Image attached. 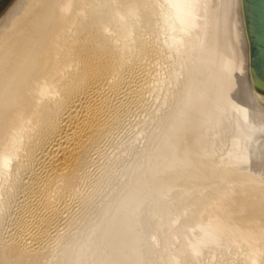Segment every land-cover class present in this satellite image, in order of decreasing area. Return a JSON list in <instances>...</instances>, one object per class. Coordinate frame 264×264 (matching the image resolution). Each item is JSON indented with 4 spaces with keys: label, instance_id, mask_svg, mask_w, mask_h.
Returning a JSON list of instances; mask_svg holds the SVG:
<instances>
[{
    "label": "bare ground",
    "instance_id": "6f19581e",
    "mask_svg": "<svg viewBox=\"0 0 264 264\" xmlns=\"http://www.w3.org/2000/svg\"><path fill=\"white\" fill-rule=\"evenodd\" d=\"M45 2L0 86V264H51V259L58 252L62 254V257H59L66 260L67 264H149L143 255L144 245L137 244L141 237L146 236V234L143 236L144 233L141 234L140 229L148 228L149 223L146 218L149 217L146 215L140 217L141 213L137 218L134 208L133 218H130L131 221L127 219L130 221L128 224L119 220V209L121 205L124 206L120 204L119 199V191L122 188L115 193L116 198L108 201L109 203L102 207L97 216L93 217L94 219L91 217L93 221L89 220L88 224L86 222L85 226L81 225L84 227L79 225V228L75 224L79 230L71 236H67V233H72L71 230L66 232L65 240L62 246L59 245V249L57 246V249H51L48 247V242L49 240L51 242L54 235H59L61 228L59 229L58 226L68 216V211L74 206L75 201L78 198L86 199L83 183L89 174L87 169L92 155L100 151L105 140L107 141L121 121V117L128 112L129 105L137 97L146 94L143 92L149 78L145 79L142 73L144 70H151L155 62L166 54L163 50L164 46L162 48L159 43L155 45L153 41L145 40L146 36L142 41H137L138 39L135 41L136 37L146 33L143 32L145 28L141 29L144 24L140 22V26L135 18L138 10L146 6L150 7L147 10H151V13L155 12L161 17L162 22H165L167 33L164 37L167 43L175 40L177 53L191 55L192 64L185 75L182 87L175 95L171 112L154 135L152 148L147 152L144 151L142 162L140 160L131 167L127 179L124 180L127 181V185H124L125 189L121 195L133 197L138 189H146L145 176L149 174L154 176L153 173L148 172L151 168L148 163L152 166L155 163L156 166L160 163L164 165L169 158L167 154L153 152L191 91L201 55L203 0H127L123 8H119L123 3L119 4V0H46ZM161 5L163 8L157 12L156 9ZM146 15L141 16L145 19ZM151 16L153 20L155 15ZM171 53L175 55L174 52ZM178 75L177 70L174 77ZM162 79L164 75L161 76ZM162 81L158 82L159 86ZM168 167L163 168L168 169ZM162 174L165 175L164 172ZM176 176V171L172 170L167 176L168 181H176L175 179H178ZM154 188L158 189V187ZM257 192L260 190L258 189ZM165 193L162 192V195ZM240 193L242 195V192ZM261 193L263 194L264 191ZM236 197L239 196L236 194ZM261 198L264 199L263 196ZM142 199L144 200L143 197ZM155 199L157 198L151 200L155 202ZM132 203L134 204L133 201ZM256 204L258 206V203ZM259 204L261 207L264 206L262 203ZM216 209L218 210V206ZM214 212L217 215V211L213 210L212 213ZM246 215L237 217L236 222H240V218L247 219L245 222L251 220V224L249 223L251 229L242 237L237 236L236 239H232L230 236L233 244L231 246L240 243L255 244L253 250L256 254L262 247L259 242L261 237H264V224L256 223L253 219L255 216L251 213ZM72 216L70 217L69 214L70 218ZM77 218L75 216V219ZM67 220L72 219L67 218ZM122 221L126 220L122 217ZM226 223L223 221L222 225L226 226ZM6 225L10 229L6 228L5 231L3 229ZM70 225L74 228L72 222ZM79 231L82 232L81 235L75 236ZM138 232L142 236L138 235ZM212 232L205 233L204 237L210 239L215 237L216 234ZM54 238L56 241L57 237ZM219 239L217 236L216 240ZM141 241L144 244L145 241ZM146 246L148 247L147 244ZM51 247L53 248V245ZM60 253L58 255H61Z\"/></svg>",
    "mask_w": 264,
    "mask_h": 264
},
{
    "label": "rangeland",
    "instance_id": "374dc122",
    "mask_svg": "<svg viewBox=\"0 0 264 264\" xmlns=\"http://www.w3.org/2000/svg\"><path fill=\"white\" fill-rule=\"evenodd\" d=\"M123 1L124 0H119V4H121L120 2H123ZM126 1H124L122 3V6H119V8L120 7L123 8L124 3H126ZM146 1H148V0H146ZM145 8H143V9H144V11L146 10L145 11L146 13L144 11H142L143 10L142 8H140V10H138L139 12L135 15L137 17H135V18L137 19L136 23L140 24V22H141L142 24H144V25H142L143 27L141 29L145 28V29H143V32L145 33V31H146V33L143 36H140L138 38L136 37L135 41L137 39H138L137 41H139V40L142 41V39L143 40L145 39L144 36H146L147 39H145V40H147V41L150 40V42L153 41L152 43L155 45L159 43L162 48H163V46L165 47V48H163V50H165V52H166V54L163 53V55L165 54L164 55L165 57L163 56L162 58L159 59V60H161V62L159 60H157L154 64V66L153 67L151 66L152 67L151 70L150 69L147 70L148 72L146 70H144V72L142 73L143 76L145 75V79L149 78L147 80L149 82H147V85L145 86L144 92H143L146 94H142V96L137 97L136 100L133 101L129 105V108L127 110L128 112L125 113L121 117V121L116 126L114 131H112V133L110 134L109 137H111V138L108 137L109 139L107 138V141L105 140L100 151L96 152L98 154L94 153L92 155V158L89 162V167L87 169V173L89 171V174H87L88 176L86 175L87 176L85 179L86 181L83 183L84 184L83 190H84V193L86 195L85 196L86 199L83 200V198H78V200L75 201L76 203L73 206L74 209H72L73 207H71L70 210L68 211L70 214V217L72 215L74 217L72 216V218H70L69 214H68V216L65 217L66 219L64 218L63 223L61 224L62 226L61 225L58 226V228L59 229L61 228V230L59 232H58L59 229L56 230L59 235L54 231V233H56L58 235V236L54 235V237H57L56 241H55V238L53 237L54 241H52L53 240L52 239L51 240L52 244H51V242L49 240L48 243L50 246L48 245V247H50L51 249H54V248L57 249V247H58V249H59V247H60L59 245L62 246V244H63L62 242H64L63 240H65L66 232H69L71 230L72 233H67V236L68 235L71 236V234H73L75 232L77 233V230H79L78 228L81 225L85 226L86 222L88 224L89 220L93 221L92 218L93 217L95 218L97 216V214L99 213V211L102 209V207L107 205L110 201H112V199L116 196L115 193H117L122 188L123 190L121 189L119 191V199L121 200L120 204H124L125 207L121 205V207L119 209V220H121V222H125V224L126 223L128 224L131 221L130 218L132 217V212H134V208H136L135 209V211H136L135 215L137 214L136 215L137 218H139V215L141 213L143 215L141 214L140 217L141 216L143 217L144 215L149 217V218H146L147 223H149V224H147L148 228L146 229L144 227V229H143V227L141 226L142 230L140 229V232H142L141 234L144 233L143 236L146 234V236H148V238L146 236H144L143 238L142 237L140 238V236H138L140 238L139 239L140 242L137 241L138 245L139 244L144 245V246H142L143 247L142 250L144 249L143 255L145 256V259H146V261H148L149 264H248V263H250V264H264V250H261V249H264V243H263L264 237H261V239H260L259 243H260V246H262V247L259 248V250H258L259 253L257 252L256 254H255V251L253 250L255 244L254 245H252V244L251 245L250 244L244 245V243H240L239 245L231 246V245H233V244H231V238L236 239L237 236L242 237V235H244V233L249 232L251 229V226H249V223L251 224V222H252L251 220H248V222H245V221H247V219L242 220L240 218L239 220H241V221L236 222L240 216H243L246 214H247L246 216H248L251 213V215L255 216V218L253 217V219L256 221V223L264 224V206L262 205V204H264V202H263L264 199L261 198L262 196L264 197V193L263 194L261 193L264 191V189H263L264 188L263 187L264 181L260 182V181H252V180H243V181L238 180V181H236V180H222V179H206V180H204V179H181L179 176H176V178H178V179H175L176 181L170 179V180H172L170 182V181H168L169 178L167 176H168L169 172H171L172 170L174 171L175 168L173 169L174 165H173V162L171 161L170 154H167V157H169V158H167L166 161H169V162L165 161L167 163V164H165V162H164L165 166L163 165V163H160V165H157V166H156V163L153 166H152V164L150 165V163H148V166L151 167L148 172L151 174L153 173L152 175H154V176H150V174L145 176V180H147V183H146L147 188L146 189H141V188L138 189L137 192H135L133 194V197L131 195H130L131 197L130 196L125 197V196L121 195V193L125 189V186L127 185V181H124V180L127 179V176H128V173H130L131 167L135 166V163L138 164L140 162V160L142 162L143 161L142 158L145 156L144 151L147 152L150 148H152L153 143H154L153 140L155 141L154 135L159 130V128H161L160 127L161 124L166 119L167 115L171 112L172 103L175 100V95L180 90V88L182 87V83L186 77L185 75H186L189 67L192 64V62L190 63L191 55H189V54L186 55L185 53H180V52L177 53V49H176L177 48L176 47L177 42L175 40L167 43L166 38L164 37L167 33V30H165V29H167V27L165 25V22H162L161 17L158 16V14L156 15L155 12L151 13V10L150 11L147 10V8L149 9L150 7L146 6ZM161 8H163V5H161V7L156 9L157 12H160ZM142 13H145V14H142ZM146 14L147 15L149 14V15L147 16ZM150 14L155 15V16H153V20H151L152 16ZM141 15L142 16L144 15V17L146 15L147 18L144 19ZM138 19H140V20H138ZM146 19L148 20V22ZM112 21L114 22V20H112ZM140 26H141V24H140ZM155 34L157 36H155ZM162 37L164 38L165 41L163 40ZM152 39H154V40H152ZM158 40H160V41H158ZM171 52H174L175 55ZM166 57H168V58H166ZM164 58H165V61H164ZM171 58H173V59H171ZM155 65H159V66H155ZM158 67H160V68L158 69ZM173 68H175V69H173ZM177 70L179 71V75H178L179 77L178 76L174 77V73L177 72ZM163 75H164V79H162L163 80L162 81L161 76H163ZM161 81H162V83L159 86L158 84ZM145 89L147 92L145 91ZM165 95H167V96L165 97ZM163 167H166V168L168 167V169L163 168ZM151 169H153V170H151ZM150 171H152V172H150ZM161 172L162 173L164 172L165 175H163ZM156 175L159 177L162 175L163 176L158 179V178H155V177H157ZM146 177H148V178H146ZM150 177H153V178H150ZM156 179H158V180H156ZM160 179H162V180H160ZM197 180H199V181L197 182ZM173 181H174V184H173ZM161 183H163L164 185ZM165 183H167V184H165ZM170 183H172V184H170ZM252 183H253V185H252ZM222 184H224V185H222ZM240 184H241V186H240ZM255 184L258 186H255ZM152 185H154V186H152ZM238 185H239V187H238ZM211 186H213V187H211ZM250 186L252 189L250 188ZM149 187H152L153 189L149 188ZM154 187H158V189L154 188ZM173 187H174V189H173ZM253 187H255L256 189H254ZM208 189H210V190H208ZM230 189H232V190H230ZM253 189H254V191H252ZM258 189L260 190V192H257ZM141 190L142 191L146 190V191L142 192ZM157 191H158V193H157ZM231 191H233L232 192L233 194H231ZM162 192L163 193L166 192V193L162 195ZM228 192H229V194H228ZM235 192H238L240 195H241L240 192H242V195L240 196V195H238V193H235ZM249 192H250V195H249ZM87 193H88V195H87ZM167 193H169V194L166 195ZM243 193L245 195H243ZM145 194H146V196H145ZM151 194H152V196H150ZM236 194L239 197H236ZM257 194H259V195H257ZM158 195L160 197H158ZM222 195L223 196L225 195V196L222 197ZM228 195L233 200L230 197H226ZM88 196L90 199L88 198ZM154 196L158 199V200L155 199V202L157 200L156 203L154 202V200H151V199L155 198ZM243 196H244V198H243ZM252 196H254V197H252ZM121 197L122 198L124 197V199H126L127 201L122 199ZM142 197L144 198V200L142 199ZM151 197H154V198H151ZM246 197L251 202H249V200ZM147 198L150 199V201L154 202L153 204H155V205H153L152 202H150ZM242 198L244 200L245 199L246 200L244 201ZM253 198L255 200H257L259 198L261 201L259 202V199H258L256 202ZM219 199H221V200H219ZM222 199H224V200H222ZM225 199H228V201ZM132 201L134 202V204L132 203ZM137 201H138V203H137ZM143 201H144V204H143ZM159 201H160V203H159ZM218 201H219V203L221 201L223 203L219 204ZM234 201H236V202H234ZM129 202H131V203H129ZM135 202L137 203L138 206L136 205ZM226 202H228V203H226ZM252 202L253 203L255 202V203L253 204ZM149 203L151 204V206ZM242 203H244V204H242ZM256 203H258V206H256L257 205ZM259 203H262L261 204L262 207L260 206ZM120 204H119V206H120ZM143 205H144V207H143ZM248 205L250 207H248ZM217 206H218V210L216 209ZM221 206H223V207H221ZM212 207H214V208L211 209ZM142 208H144L143 210L145 212L142 210ZM252 208H254V209H252ZM255 208H257V209L255 210ZM137 209H139V210H137ZM148 209H149V211L150 210L151 211L149 212ZM146 210H147L148 215L146 214ZM213 210L217 211L216 212L217 215H215V212L212 213ZM123 212L124 213L126 212V213L124 214ZM243 212H245V213H243ZM210 213H212V215ZM123 214L124 215L127 214V215L124 216ZM235 214H236V216H235ZM213 215L218 220L214 219ZM228 215L229 216L231 215L232 218L229 217ZM75 216H76V218L77 217H79V218L75 219ZM122 217H123V220L125 219L126 221H122ZM224 217L228 218V220L225 219ZM67 218L72 219L74 222L72 220H67ZM234 218H237V219L234 220ZM127 219L130 221H128ZM64 221H65V223H64ZM69 221H70V224L72 222L74 228H72V225L69 224ZM223 221L227 222L226 226L222 225ZM238 223H240V224L242 223V224L238 225ZM75 224L77 225L78 228H76ZM216 224H217V226H216ZM245 224H247L249 228H247V225H245ZM64 225H66L67 227L66 226L64 227ZM230 225L232 227H230ZM84 226H81V227H84ZM210 226H213V227H210ZM222 226H224V227H222ZM240 226H241V228H240ZM6 228H8V230L10 229V227H8V225H6V227H4L3 230L6 231ZM230 228H232V229H230ZM147 230H148V232H146ZM236 230L237 231L240 230V231L236 232ZM212 231H214V234H216L215 237H212L211 239L204 237L205 233L212 232ZM216 231H217V233H215ZM140 232H138L139 234L138 233L137 234L141 235ZM81 233L79 231V233L77 235L75 234V236L78 237V235L80 236ZM235 233H237V234H235ZM238 233H240V234H238ZM60 235H62V236H60ZM221 235H223V236H221ZM217 236H219L221 241H220V239L218 241L216 240ZM230 236H231V238H230ZM144 238L148 239V241L147 240L145 241ZM141 240L145 241L144 244ZM146 244L148 245L149 248L146 246ZM194 244H196V245L194 246ZM52 245H53V248L51 247ZM145 250L149 251V252L146 253ZM249 251H250V254H248ZM59 253L60 252H58L54 256V258L56 257V259H54V258L51 259L52 262L55 260L53 263L51 262V264H67L66 260L64 261L61 258L62 254L60 253L61 255H58ZM259 255H260V257H259ZM59 256H61V257H59ZM148 257L150 258L149 259L150 262L147 259ZM253 257L255 259H253ZM59 258H61V259H59ZM250 261H252V262H250Z\"/></svg>",
    "mask_w": 264,
    "mask_h": 264
},
{
    "label": "water",
    "instance_id": "95a60500",
    "mask_svg": "<svg viewBox=\"0 0 264 264\" xmlns=\"http://www.w3.org/2000/svg\"><path fill=\"white\" fill-rule=\"evenodd\" d=\"M46 0H0V86ZM188 99L153 153L181 179L264 181V0H203Z\"/></svg>",
    "mask_w": 264,
    "mask_h": 264
}]
</instances>
